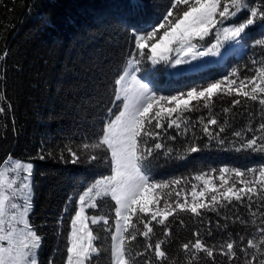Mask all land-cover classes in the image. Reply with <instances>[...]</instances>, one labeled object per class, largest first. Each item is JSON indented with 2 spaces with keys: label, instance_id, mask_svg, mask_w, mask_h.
Here are the masks:
<instances>
[{
  "label": "trees",
  "instance_id": "1",
  "mask_svg": "<svg viewBox=\"0 0 264 264\" xmlns=\"http://www.w3.org/2000/svg\"><path fill=\"white\" fill-rule=\"evenodd\" d=\"M249 3L256 5L264 0ZM169 6L170 0H0V108L4 109L0 113V162L15 158L32 165L28 220L42 237L39 264H48L50 259L55 264H64L77 197L95 180L110 175L103 159L88 162L87 155L95 154V150L84 153L81 146L96 140L101 121L109 118L107 109L114 107L110 102L114 99L112 86L134 54L132 33L150 30ZM247 15L242 13L226 23L239 25ZM262 31L259 25L250 27L242 42V52L228 53L219 63L170 75L165 71L166 64L152 66L150 61H144L141 73L162 95L204 87L234 70L239 73L234 79L250 77L254 74L250 70L257 66L251 62L264 61V49L253 46ZM213 35L214 32L199 41V45H209ZM233 98L242 103L232 106ZM261 107L235 94L218 95L211 108L195 104V110L182 114L181 129L166 127L162 131L160 140L165 148L157 150L159 155L152 159L151 179L154 182L179 179L180 189L187 190L191 202L192 185L197 188L200 185L194 179L198 174L217 178L222 168L230 173L232 169L264 167V152L241 148L247 139L261 136L254 131L264 123ZM226 108L230 111L224 112ZM210 117L218 121L209 125L212 137L203 132ZM234 132H241V136H234ZM173 136L175 139H169ZM190 146L199 150L189 152ZM68 148L81 154L79 163L72 162ZM168 149L171 153L165 155ZM229 173L225 175L234 179ZM246 178L251 179L252 174ZM177 190L173 185L171 189H163L162 194L174 200V195L168 193ZM184 194L181 192V202ZM261 198L252 202L255 225L245 200L243 206L234 202L217 211L203 210L200 216L178 212L168 222L172 234L165 237L156 225L151 241L153 244L158 239L165 241L168 264H186L187 256L179 246L194 242L193 233L197 231L209 246H219L229 238L239 244V236L258 235L253 229L264 211L260 208ZM111 204L114 202L105 200L99 209L87 210L90 216L109 218L107 231L102 224H90L99 237L94 243L101 250L91 264H110L111 233L115 230ZM236 216L246 223L241 224ZM145 243V238L138 236L129 246L136 264H143L148 258L135 257L136 252L144 250ZM195 264L213 262L202 254ZM215 264L229 261L217 255ZM238 264H243L242 256H238Z\"/></svg>",
  "mask_w": 264,
  "mask_h": 264
},
{
  "label": "snow or ice",
  "instance_id": "2",
  "mask_svg": "<svg viewBox=\"0 0 264 264\" xmlns=\"http://www.w3.org/2000/svg\"><path fill=\"white\" fill-rule=\"evenodd\" d=\"M245 12L248 15L243 23L224 26L226 21ZM257 25L264 29V3L252 5L249 0H170V6L155 26L143 33H132L134 54L130 55L112 86L114 99L110 102L114 107L107 109L109 118L101 121L102 127L96 140L81 146L84 153H88L89 149L95 150V154L87 155L88 162L103 159L110 169V175L95 180L79 194L76 201L79 207L71 218L72 230L67 238L64 264H91L101 254L94 243L99 237L94 234L90 224H102L107 231L109 218L92 216L89 224L85 209H99L105 200L114 202L110 207L115 211L110 264H136L129 246L138 236L144 237L146 243L144 250L136 252L135 257L147 256L143 264H168V252L163 246L165 241L158 239L153 244L151 237L156 225L161 227L165 237L170 236L172 233L168 222L178 212L200 216L203 210L217 211L218 208L232 206L234 202L243 206L247 200L249 215L252 223L256 224L252 202L264 194V167L245 171L232 169L230 173L227 168H222L219 170V183H216V177L198 174L194 179L201 181L203 186L197 188V185H192L191 202L187 190L180 189L179 179L154 182L149 171L152 159L159 155L157 150L165 148L160 140L162 131L166 127L181 129L182 114L195 110V104L211 108L218 95L235 94V97L242 96L258 103L264 112V61L251 62L257 66L250 70L254 73L250 77L234 79L239 77L238 71L234 70L204 87L191 88L186 93L176 95L158 94L140 73L144 61H150L153 66L164 63L176 67L189 63V56L198 59L222 55L219 50L224 41L239 44L245 40L247 30ZM213 32L216 33V43L200 51L199 41L205 40ZM253 46L264 49V31L261 38L253 41ZM240 103L242 101L238 98L231 100L232 106ZM3 111L0 108V113ZM228 111L230 109H224V112ZM217 123V119L210 117L203 126V132L212 137L209 125ZM184 130L187 131V128ZM248 130L253 131L252 128ZM220 131L223 132L224 128ZM254 131L261 136H252L241 148L264 152V142H261L264 140V123H260ZM233 135L240 137L241 132H234ZM169 139H175V136ZM67 150L72 162L79 163L81 154L71 148ZM198 150L195 146L188 148L189 152ZM170 153L171 149H168L165 155ZM8 163L7 160L0 162V264H39L42 237L28 220L32 165L13 161L10 167L4 166ZM226 173L234 179H229ZM249 173L252 174L251 179L246 178ZM173 185L178 190L168 193L175 197L171 200L162 194V190L171 189ZM181 192L185 193L183 202ZM21 194L23 203L14 202ZM260 208H264V198L260 200ZM260 216L258 226L253 229L258 235L239 236V244L229 238L219 246H209L198 231L194 232V242L188 241L179 246L187 256L186 264H195L202 254L213 264L217 255L225 257L229 264H238V256L243 257V264H264V211ZM235 219L241 224L246 223L239 216ZM48 264H55V260L50 259Z\"/></svg>",
  "mask_w": 264,
  "mask_h": 264
},
{
  "label": "rangeland",
  "instance_id": "3",
  "mask_svg": "<svg viewBox=\"0 0 264 264\" xmlns=\"http://www.w3.org/2000/svg\"><path fill=\"white\" fill-rule=\"evenodd\" d=\"M226 22H228V21H226ZM226 22H225L224 26L235 25L233 23H226ZM235 26H238V25H235ZM213 38H214L213 41L209 45H207V46H201L200 45L199 50L203 51L206 48L211 47L212 45H214L216 43V33L215 32H214ZM242 50H243L242 42L237 44L235 41H224L223 46L219 50L222 55H217V56L209 55V56H205V57H200L198 59H192L189 56L188 57L189 63L183 64V65H179V66H176V67H172L171 65H166L165 71H166V73H168L170 75H175V74H178V73H181V72L196 70V69L202 68V67L210 65V64L219 63L222 60V58L228 53H234L236 55H239L242 52ZM173 55H175V53H173ZM140 75L145 77V75L143 73H140ZM145 79H146V82H149V79H147L146 77H145ZM7 161L9 162L8 165H4V166L10 167L11 163L13 161H20V160H17L15 158H10ZM22 162L30 163V162H25V161H22ZM31 176H32V170H31ZM218 177L216 179V183H219ZM30 183H31V179H30ZM199 184H200L199 187L203 186L201 181H199ZM78 198H79V196L77 197V200H78ZM14 202L22 204L23 203V195L21 194L20 197ZM78 207H79V205L76 203V209ZM87 210H89V208L85 209V214L89 217V224H90V218L92 216L87 214ZM71 230H72V225H71V228H70V232H71Z\"/></svg>",
  "mask_w": 264,
  "mask_h": 264
}]
</instances>
